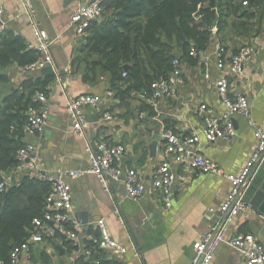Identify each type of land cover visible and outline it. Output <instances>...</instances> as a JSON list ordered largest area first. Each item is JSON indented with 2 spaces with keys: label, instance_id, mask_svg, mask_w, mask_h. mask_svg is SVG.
<instances>
[{
  "label": "crops",
  "instance_id": "crops-1",
  "mask_svg": "<svg viewBox=\"0 0 264 264\" xmlns=\"http://www.w3.org/2000/svg\"><path fill=\"white\" fill-rule=\"evenodd\" d=\"M77 2L31 0L36 19L51 40L50 55L55 74L48 87L46 124L42 134L33 139L39 156L38 168L45 171L84 169L89 165L88 144L97 141L121 144L125 148L120 163L122 172L134 170L145 190L140 197L132 199L125 194L123 178L110 181L107 189L91 174L69 180L70 220L59 230V237L44 235L41 243L30 244L29 252L21 255L18 264H99L97 260H111L117 264H191L192 244L216 218V213L208 210L217 209L230 183L223 177L198 173L174 163L175 179L166 205L161 192L151 186V173L161 160L162 134L166 129L180 135L198 133L200 152L226 172H239L248 159L254 147L253 128L248 118L232 117L235 135L228 140L208 143L202 129L205 117L220 118L226 110L214 86L221 74L213 55L216 44L224 47L226 62L244 44L258 47L241 75L231 77L227 69L223 74L231 81L233 91L248 98L250 118L258 125L264 124V5L259 9L263 15L261 21L229 19L218 32L215 31L210 46L199 53L193 64L181 62L184 83L177 88L176 95L160 98L151 106L149 98L136 92L122 100L114 92L107 96L106 92L110 91L108 73L96 72L95 77L88 74L93 78L86 81L83 66H72L85 34H78L71 23ZM2 4L6 30L20 36L27 44L33 42L30 17L21 0H2ZM38 70L26 71L16 65L2 68L8 81L0 84L1 91L5 93L17 87L27 77L42 76ZM81 93L102 98L99 109L86 107L84 110V136L72 131L66 113L68 98ZM201 105H205L203 112ZM105 114L111 118L105 119ZM24 175L15 170L4 173L9 186ZM260 189L264 192V161L252 174L245 195L248 206L236 217L229 235L251 233L264 247V196L256 198ZM99 219H103L110 237L126 248L124 253L98 247ZM141 219L148 227L139 228L144 233V242L136 247L131 239L135 232L133 223ZM70 232L75 233L74 238L69 237ZM93 243L97 246L91 251L87 245ZM242 263L241 253L226 244L218 246L212 261V264Z\"/></svg>",
  "mask_w": 264,
  "mask_h": 264
},
{
  "label": "built area",
  "instance_id": "built-area-1",
  "mask_svg": "<svg viewBox=\"0 0 264 264\" xmlns=\"http://www.w3.org/2000/svg\"><path fill=\"white\" fill-rule=\"evenodd\" d=\"M77 5L71 15V23L80 35L92 21L99 20L103 13V0H77ZM24 11L30 17L32 25L33 42L28 43V48L35 49L39 58L24 67L26 71H35L45 66H52L50 55L51 40L47 31L36 19L31 0H21ZM3 4L0 0V34L6 29L3 18ZM211 32L214 34L215 27ZM264 49V42L262 45ZM258 47L247 43L242 45L228 62L224 58L225 49L221 44H216L213 55L216 67L221 73L214 81L218 96L224 103L226 110L220 118L207 116L204 118L202 135L208 143L218 140H228L235 135L232 117L236 115L248 118L249 125L253 128L254 147L239 172L231 173L224 171L215 161L200 152V137L193 132L188 135H180L172 129H166L162 134L164 144L161 148V160L153 168L151 173L152 188L161 192V198L166 205L169 202L170 192L174 183L175 174L172 164H182L188 169L198 173H209L227 179L230 183L229 189L217 209L210 208L208 212L216 213V218L208 229L192 244L191 264H212L215 252L219 245L226 244L238 250L242 257V264H264V247L251 233H241L230 236V229L236 217L247 205L245 195L250 180L256 167L264 161V124L258 125L250 118V104L246 95L232 90L231 81L223 74L227 69L231 77L239 76L243 72L244 65L257 53ZM192 57H198L199 53L193 49L190 51ZM173 70L165 78L155 80L150 85L149 103L155 106L158 99L163 97H174L177 88L184 83L182 63L174 59ZM125 76V73H123ZM107 96L112 91L106 92ZM34 104L26 110L27 120L23 126V146L16 152L19 162L15 171L23 172L29 177L48 180L51 188L45 199L44 212L40 217L32 220V228L29 237L22 243L15 245L10 252L9 264H18L21 255L29 252L30 244L41 243L44 235L55 237L56 231L63 230L65 224L70 220L72 200L70 195L69 180L93 175L100 184L107 189L110 181H119L123 178L125 194L135 199L140 197L145 190L144 184L139 180L134 170L124 173L120 163L124 156L125 148L121 144H111L106 141H97L87 145L86 150L89 157V165L84 169H56L45 171L38 168V152L33 142L35 137L42 134L47 120V96L37 92L33 96ZM102 98L98 95L81 93L68 98L66 113L72 124V131L78 136H84L86 107L99 109ZM205 110V105L200 106V111ZM105 114V119H110ZM4 184H0V191ZM99 228L98 247L110 250L113 253H124L126 248L113 240L103 219L97 221ZM69 237L74 238L75 233L70 232ZM89 254V251H86Z\"/></svg>",
  "mask_w": 264,
  "mask_h": 264
},
{
  "label": "trees",
  "instance_id": "trees-1",
  "mask_svg": "<svg viewBox=\"0 0 264 264\" xmlns=\"http://www.w3.org/2000/svg\"><path fill=\"white\" fill-rule=\"evenodd\" d=\"M102 5V19L87 27L71 64L83 66L86 81L93 78L90 74L108 73L109 90L122 100L134 92L148 98L151 83L167 77L174 59L193 64L197 57L190 51L200 53L210 46L212 27L218 32L229 19L261 21L264 0H103ZM38 58L37 50L5 29L0 34V84L8 81L2 68H24ZM124 65L129 68L123 70ZM54 79L53 73L31 76L5 93L0 88V264L10 263L11 250L29 237L33 218L44 212L50 181L24 175L9 186L4 173L19 164L16 152L24 144L26 110L34 104V94L47 96ZM59 235L56 231L55 237ZM94 246L87 245L91 251Z\"/></svg>",
  "mask_w": 264,
  "mask_h": 264
},
{
  "label": "water",
  "instance_id": "water-1",
  "mask_svg": "<svg viewBox=\"0 0 264 264\" xmlns=\"http://www.w3.org/2000/svg\"><path fill=\"white\" fill-rule=\"evenodd\" d=\"M128 68H129L128 65L123 66V70H127ZM51 73H54V69L51 66H45V67L38 70V74L42 75V76L47 75V74H51ZM262 194L264 196L263 190L260 189L256 193V195H257L256 198H258L259 196H262ZM245 200H247L246 196H245ZM145 223L146 222L142 219L133 223V226L135 227V229H134L135 232H134V236L131 235V239L134 241L136 247H137V245H140L144 242V239H143L144 233H142L143 231H140L139 228L144 229L147 225ZM147 227H148V225H147Z\"/></svg>",
  "mask_w": 264,
  "mask_h": 264
}]
</instances>
